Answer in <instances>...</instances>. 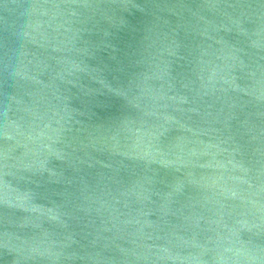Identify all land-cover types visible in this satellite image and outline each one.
Returning <instances> with one entry per match:
<instances>
[{"label": "water", "instance_id": "water-1", "mask_svg": "<svg viewBox=\"0 0 264 264\" xmlns=\"http://www.w3.org/2000/svg\"><path fill=\"white\" fill-rule=\"evenodd\" d=\"M0 264H264V0H0Z\"/></svg>", "mask_w": 264, "mask_h": 264}]
</instances>
